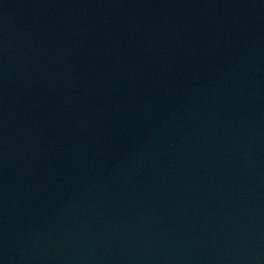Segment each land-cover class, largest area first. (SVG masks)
<instances>
[{
    "label": "water",
    "instance_id": "obj_1",
    "mask_svg": "<svg viewBox=\"0 0 264 264\" xmlns=\"http://www.w3.org/2000/svg\"><path fill=\"white\" fill-rule=\"evenodd\" d=\"M0 264H264V0H0Z\"/></svg>",
    "mask_w": 264,
    "mask_h": 264
}]
</instances>
